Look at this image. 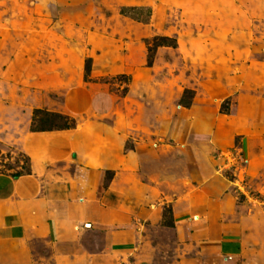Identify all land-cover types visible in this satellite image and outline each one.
Returning a JSON list of instances; mask_svg holds the SVG:
<instances>
[{
	"label": "rangeland",
	"instance_id": "374dc122",
	"mask_svg": "<svg viewBox=\"0 0 264 264\" xmlns=\"http://www.w3.org/2000/svg\"><path fill=\"white\" fill-rule=\"evenodd\" d=\"M13 175L81 227L16 237L5 213L0 264H264V0H0Z\"/></svg>",
	"mask_w": 264,
	"mask_h": 264
},
{
	"label": "crops",
	"instance_id": "0c3cea01",
	"mask_svg": "<svg viewBox=\"0 0 264 264\" xmlns=\"http://www.w3.org/2000/svg\"><path fill=\"white\" fill-rule=\"evenodd\" d=\"M123 10L127 15L126 17L133 18L136 21H141V19L148 17L150 12L144 5L123 6ZM0 180V221L3 214L6 213L10 215L7 221L8 224L13 223V225H11L10 228H7L9 226L7 225L5 228V231H7L9 235H14L16 237L24 235L27 239L28 237L54 235L56 240L63 241L61 236H68L71 232L81 227L78 223L79 217H75L79 213L74 211V205L71 204V208L67 206L58 208L60 204L59 200L61 201L62 197L60 198L54 193L57 191L56 187L55 189L47 185L41 188L42 185H40L38 179L35 178L34 175L26 177L2 176ZM83 183L82 181L81 184L83 185ZM63 194L66 193L63 192ZM21 195H28L31 199H35H30L32 203H34V201L37 203V200L40 201V203H37L40 207L36 204H34L35 206H29L30 204H27L28 201H21ZM158 218V214L155 215L150 213L148 215V220L151 222H156ZM196 218L197 216L192 219ZM180 222L181 221H176V227L180 237H193L195 233L193 231L194 226L192 224L189 225L187 222ZM85 224H87V222L84 223V229H89L85 227ZM213 252H220V250H213ZM185 262H187V264H199L196 263L194 259H187L181 264Z\"/></svg>",
	"mask_w": 264,
	"mask_h": 264
},
{
	"label": "trees",
	"instance_id": "16d2710c",
	"mask_svg": "<svg viewBox=\"0 0 264 264\" xmlns=\"http://www.w3.org/2000/svg\"><path fill=\"white\" fill-rule=\"evenodd\" d=\"M132 9H133V8H132ZM121 14L127 16L126 13H125V11L123 10V8L121 9ZM223 107H224V108H223ZM225 107H226V108H225ZM221 112L224 113V114H227V112H228V107H227L225 104H223L222 109H221ZM13 177H19V175H13ZM166 212H167V213H171V210L168 208V209H166ZM170 226H172V227L174 226V225H173V222L170 223Z\"/></svg>",
	"mask_w": 264,
	"mask_h": 264
},
{
	"label": "built area",
	"instance_id": "2783aa9c",
	"mask_svg": "<svg viewBox=\"0 0 264 264\" xmlns=\"http://www.w3.org/2000/svg\"><path fill=\"white\" fill-rule=\"evenodd\" d=\"M85 227H88V228H89V227H90V225H89V224H85Z\"/></svg>",
	"mask_w": 264,
	"mask_h": 264
}]
</instances>
